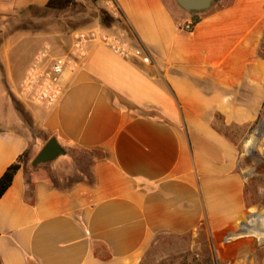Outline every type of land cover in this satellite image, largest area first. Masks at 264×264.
Masks as SVG:
<instances>
[{"label":"crops","instance_id":"1","mask_svg":"<svg viewBox=\"0 0 264 264\" xmlns=\"http://www.w3.org/2000/svg\"><path fill=\"white\" fill-rule=\"evenodd\" d=\"M95 1L0 0V177L26 154L0 200V264H141L162 236L223 240L249 212L232 130L248 128L264 102V0H217L192 31L176 0H113L115 12ZM68 2L103 10L89 27L151 62L88 39L46 106L19 87L42 49L20 74L8 49L34 35L65 57L73 35L9 30L31 6ZM52 137L66 154L34 167ZM258 251L227 255L251 264Z\"/></svg>","mask_w":264,"mask_h":264},{"label":"rangeland","instance_id":"2","mask_svg":"<svg viewBox=\"0 0 264 264\" xmlns=\"http://www.w3.org/2000/svg\"><path fill=\"white\" fill-rule=\"evenodd\" d=\"M90 7L80 2L64 3L47 12L40 10L27 13L17 20L16 26L44 33L56 32L58 36L68 35L67 32L71 31L70 35L90 28L91 24H97L99 16H103V10ZM90 20L91 24L82 26L87 21L90 23ZM79 25L82 27L73 31V27ZM9 32L15 34L21 31H14L12 27ZM42 47L34 35L21 36L11 43L8 56L11 61L19 64L17 74L29 66L34 54L43 50ZM232 132L237 138L241 136L239 167L246 179V200L249 207L242 227L235 230L234 237L224 235L223 240L206 230L183 237L162 236L141 264H240L237 261H241L242 257L233 258L232 263L230 256L228 257L236 249L244 253L259 250L250 258L251 264H264V102L256 120L248 128L234 129Z\"/></svg>","mask_w":264,"mask_h":264},{"label":"built area","instance_id":"3","mask_svg":"<svg viewBox=\"0 0 264 264\" xmlns=\"http://www.w3.org/2000/svg\"><path fill=\"white\" fill-rule=\"evenodd\" d=\"M112 12L116 5L113 0H104ZM192 22L184 28L192 31ZM72 48L67 56L54 58L50 47H44L33 65L28 69L20 82L23 97L46 106H54L64 93V76L66 72L75 71L83 56V45L88 39H96L106 45L113 53L126 60H139L144 64L151 62V56L144 49L133 46L130 42L118 37L102 34L94 28L74 32Z\"/></svg>","mask_w":264,"mask_h":264},{"label":"water","instance_id":"4","mask_svg":"<svg viewBox=\"0 0 264 264\" xmlns=\"http://www.w3.org/2000/svg\"><path fill=\"white\" fill-rule=\"evenodd\" d=\"M216 1L217 0H176L182 9L189 13L205 12L209 10ZM65 154L66 150L58 143L56 138L52 137L34 158L32 165L38 167L40 165L52 163Z\"/></svg>","mask_w":264,"mask_h":264},{"label":"trees","instance_id":"5","mask_svg":"<svg viewBox=\"0 0 264 264\" xmlns=\"http://www.w3.org/2000/svg\"><path fill=\"white\" fill-rule=\"evenodd\" d=\"M40 10L47 12V11H49V8H41V7L31 6L30 8H28V13H31V12L33 13L34 11H40ZM201 13H203V12H191L192 24L196 25L200 21L199 14H201ZM88 24H91V20H90V23L87 21L82 26H87ZM16 25H17L16 23L12 25L14 31L31 32L33 34L40 32V30L31 31L24 26H16ZM82 26L79 25V26L73 27V29H74L73 31L78 30V28H80ZM67 33L69 34L72 32L69 31ZM0 34H1V32H0ZM0 38H2V37H0ZM25 156H26V154H23L22 156H20L18 158V160L15 163L11 164L6 169L4 174L0 177V200L2 199L4 194L8 191V189L12 186L15 176L17 175V173L19 172V170L22 167Z\"/></svg>","mask_w":264,"mask_h":264}]
</instances>
